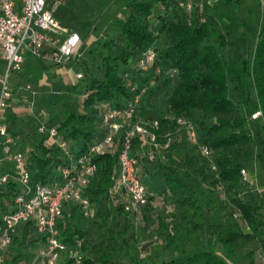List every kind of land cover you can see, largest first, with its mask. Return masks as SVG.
Segmentation results:
<instances>
[{
  "label": "trees",
  "instance_id": "obj_1",
  "mask_svg": "<svg viewBox=\"0 0 264 264\" xmlns=\"http://www.w3.org/2000/svg\"><path fill=\"white\" fill-rule=\"evenodd\" d=\"M226 2L235 15L237 4L232 0ZM180 3L188 4L181 0L129 1L125 17L113 23L115 37L104 43L108 55L103 57L102 65L94 68L89 78L81 79L85 84L80 103L64 101L55 122L47 127H54L70 152L77 156L103 137L101 114L105 109L121 108L132 97L139 96L136 119L147 125L158 124L152 129L158 148L147 145L140 137L132 140L137 176L147 195V203L139 213L155 198L156 188L149 186L147 180L155 172L153 167H158L167 172L159 194L174 207L199 210L203 222L192 227L207 236L213 226L208 224L206 209L191 189L189 169L196 166L214 186L221 185L220 190L237 192L236 188L242 184L240 170L264 165V32L255 41L247 42L242 60L228 63L222 54L227 45L222 30L200 21L194 12L180 7ZM153 16L155 22L151 21ZM147 50L153 51L154 62L140 67L139 61ZM233 94L240 100L234 101ZM150 99L165 103L166 116L155 108H146ZM72 105L76 108L70 109ZM257 112L261 115L252 119ZM177 119L196 123L198 145L208 149L209 158L202 157L197 146L191 145L188 151L180 144L176 134L184 128L179 127ZM166 135L169 141L164 148ZM39 137L35 145L27 148L23 147L22 138L21 149L27 153L32 183L52 186L60 182V171L69 167L70 161L47 135ZM159 156L167 160L166 165L158 164ZM171 156L185 160L177 167L171 163ZM209 161L215 171L210 170ZM92 163L96 172L82 194L89 200L93 216L85 218L75 204L65 206L56 223L63 236L60 240L67 248L80 249L83 264H133L130 249L136 240L135 214L125 213L122 203L114 205L112 199L113 176L118 170L116 149L94 155ZM19 192L13 177L0 187V220L12 210ZM230 202L250 234H243L237 221H229L206 248L194 252L180 250L176 257L164 258L160 264H238V252L245 242L258 238L264 243L260 207L238 197ZM90 224L96 234L92 244L86 241ZM167 229V225L160 223L159 231ZM30 236L34 237L36 249L40 243L45 244L32 222L22 224L4 252V264L19 259V245L29 243L24 240ZM216 246L222 256L216 254ZM244 257L246 264H253L250 253ZM38 259V264H44V259ZM62 264H67V260Z\"/></svg>",
  "mask_w": 264,
  "mask_h": 264
},
{
  "label": "built area",
  "instance_id": "obj_2",
  "mask_svg": "<svg viewBox=\"0 0 264 264\" xmlns=\"http://www.w3.org/2000/svg\"><path fill=\"white\" fill-rule=\"evenodd\" d=\"M56 4L48 0H0V187L13 177L20 188L14 197L12 210L3 214L0 220V264H4V252L11 244L12 235L20 225L28 222H32L36 234L45 239V246L38 251L44 264H59V255L64 251L67 264H83L80 249H68L60 240L63 236L56 223L62 217L64 207L71 204L77 205L85 218L93 216L90 202L83 196L82 189L96 172L92 163L94 155L116 149L118 173L113 176V189L122 195V209L125 213L138 214L147 203L146 190L137 176L132 140L140 137L147 145L158 148L156 135L152 132L158 124L153 122L147 125L136 119L139 96L132 97L121 108L105 109L101 114L103 137L92 143L85 153L77 156L70 152L68 144L59 138L54 127L43 124L38 128V133L52 139L70 161V166L60 171V182L52 186L32 183L27 153L21 149L22 138L3 123V113L14 95L12 79L21 70L27 54L41 57L39 51L42 46L50 44L55 49L51 61L56 65L71 61L77 55L81 38L58 23L54 16ZM180 7L190 12L194 8L190 3H180ZM153 62L154 53L147 50L139 66L147 67ZM156 73H159L158 69ZM75 79H82V75L75 74ZM24 89L29 90L30 86L25 85ZM131 91H135V88ZM260 115L257 112L251 118L256 119ZM176 123L186 130L190 144L197 146L201 156L209 158L208 149L198 145L194 126L184 119H177ZM168 137L166 135L164 148L168 147ZM209 167L215 171L211 161ZM240 176L246 181L244 169L240 170ZM260 259L264 264V254Z\"/></svg>",
  "mask_w": 264,
  "mask_h": 264
},
{
  "label": "rangeland",
  "instance_id": "obj_3",
  "mask_svg": "<svg viewBox=\"0 0 264 264\" xmlns=\"http://www.w3.org/2000/svg\"><path fill=\"white\" fill-rule=\"evenodd\" d=\"M232 1L237 4L235 15L232 13L230 6L226 4V0H223L220 3L221 14L213 22L214 26L222 30L224 34L227 45L222 50V54L228 63L242 60L245 56L247 42L250 40L255 41L258 35L264 32V0ZM67 4L65 7L56 8L57 18L70 32L85 36L89 28L97 21L102 7L98 5L90 7L79 3ZM106 24L107 26L102 28L104 30H100L101 25L96 29L98 39L95 43V49H88L87 47L93 40L90 38L89 42L85 44V48L78 49L77 55L71 61L61 65H51L47 68V72L38 67L40 74H36L34 78L33 75L22 76L21 73L19 79L15 80L17 85L15 88L12 86L14 95L11 105L13 107L8 119L13 120L11 125L16 128L21 126L23 132L25 131L23 147L35 145L38 142L40 138L38 128L43 124L52 125V122H55L56 113L60 110L64 101L80 103L83 85L85 84L84 80L91 76L94 68L102 65L103 57L108 55V48L104 43L115 37L113 22H107ZM92 55L96 57V61ZM88 67L91 69H88ZM50 69L52 70L51 73ZM78 73L82 75L84 80L75 79V74ZM25 85H29L30 89H24ZM231 97L234 101L240 100L237 95L233 94ZM27 105L31 108H27ZM75 108V105L70 107V109ZM146 108H155L161 116H166L164 102L159 103L150 99ZM190 123L197 129L196 123L192 121ZM176 135L179 136L180 144L189 151L191 144L186 130L182 129ZM188 155L190 156L191 153ZM184 160V158L170 157L171 163L177 167L181 166ZM243 169L246 171V168ZM152 170L155 172L147 182L149 186L156 187L154 193H159L163 190L167 172L158 169V167H153ZM189 174L191 189L205 207L207 222L213 226V229L207 232V236H204L201 231L195 230L192 225H199L203 222L200 211L183 208L171 215L170 226L167 224V232L159 231L156 230V224L161 211L157 208L153 209L151 210L153 212L152 227L146 225L140 231L138 239L134 241L130 249L133 264H160V260L164 258L176 257L180 250L194 252L206 248L208 242L211 243L215 240L217 232L227 222L238 220L236 212L230 205V201L240 195L238 191L230 192L225 189L222 191L216 188L210 179L199 172L196 166L189 169ZM245 197L244 194L242 200L246 199ZM93 229L90 224V231L86 238L89 244H92L96 237ZM24 241L29 243L25 244V242L24 245H19L21 254L19 259L13 261L12 264H38L39 257L36 253L37 247L33 243L34 237L30 236Z\"/></svg>",
  "mask_w": 264,
  "mask_h": 264
},
{
  "label": "crops",
  "instance_id": "obj_4",
  "mask_svg": "<svg viewBox=\"0 0 264 264\" xmlns=\"http://www.w3.org/2000/svg\"><path fill=\"white\" fill-rule=\"evenodd\" d=\"M131 0H48L49 3L57 2L54 9V16L58 23L65 29L68 30V28L64 27L61 23V21L56 16V8L57 7H65L72 3H79L80 5H88L90 7H94V5H98L102 7V10L100 11V14L98 16L97 21L89 28V30L86 32L85 36L79 35L81 38V43L79 45V49L85 48V44L89 42V39L92 38V42H90L87 47L88 49H95L96 48V40L98 39V35L96 33V29L98 26L101 25V31L104 30L102 28H105L107 26V22L110 23L111 21L114 23L116 19H121L125 17V14L127 12L126 5ZM185 3H190L193 5L192 12L195 13L196 16L199 17L200 21L212 23L218 19V16L221 14L220 11V3H222L223 0H181ZM225 5V4H222ZM152 22H155L156 19H151ZM88 36L86 39L85 37ZM41 57H32L30 55H26L24 63L21 67V70L13 77L12 79V86L15 88L17 85L15 83L16 79H19L20 74L22 73V76H29L33 75V78L36 76V74H40V69L42 68V71L47 72V68L51 65H54V63L51 61V55L55 53L54 46L50 44H44L42 48L39 51ZM69 62V61H68ZM36 66V67H35ZM46 69V70H45ZM50 69V73H51ZM13 100V99H12ZM13 106L11 103L8 106V109L3 113V123L7 125L9 130L11 132H18L20 131L23 134V137L21 138L25 139V131L23 132L21 126L15 127L11 125L12 121L11 119H8L9 113L11 112V108ZM16 125V124H15ZM29 147V145L25 146V148ZM158 164L166 165L167 160L159 156ZM118 173V170L116 171V174ZM242 179V178H241ZM150 188V187H149ZM156 188V187H154ZM153 188V189H154ZM216 188L221 189V185H218ZM240 195H238V198L243 197V195H246V199H243L244 201H251L256 203L260 207V213L264 217V165L262 164H255L251 167L246 168V181L242 180V184H240L237 188ZM149 193L153 194L149 191ZM164 193L167 194V190L164 189ZM155 196L154 200L149 201V204L146 208H143L142 211L138 214L134 215L133 223L136 228V236L135 239H138L140 231L147 225V227H152V211L153 209H158L161 211L159 215V219L157 220L156 224V230L160 229V223H164L165 225H169V222L171 220V215L178 211L179 209H183L180 207H174L169 204L167 198H163L162 195L159 193H154ZM157 197V198H156ZM113 204L118 205L122 203L123 197L119 193H113L112 195ZM66 208V207H65ZM66 211V209H65ZM168 212V213H166ZM161 217V218H160ZM168 222V223H166ZM240 231L248 235L250 234L249 229L240 221L239 217L237 220ZM167 225V227H168ZM170 226V225H169ZM242 227V228H241ZM162 237V236H161ZM160 237V238H161ZM264 237V236H263ZM262 237V238H263ZM45 244H39L38 249H36V253L38 254L39 249L43 248ZM70 249V248H68ZM217 255L222 256L221 249L219 246H216L214 248ZM250 253V257L252 258L253 264H263L261 262V255L264 254V243L261 242L258 238H253L247 242L244 243L243 247L238 252V264H246L245 262V255ZM67 260V254L66 252H62L59 255V264H62V261Z\"/></svg>",
  "mask_w": 264,
  "mask_h": 264
}]
</instances>
